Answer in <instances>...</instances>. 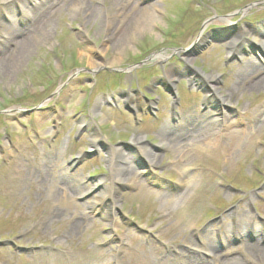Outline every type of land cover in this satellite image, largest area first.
Listing matches in <instances>:
<instances>
[{
  "label": "rangeland",
  "instance_id": "374dc122",
  "mask_svg": "<svg viewBox=\"0 0 264 264\" xmlns=\"http://www.w3.org/2000/svg\"><path fill=\"white\" fill-rule=\"evenodd\" d=\"M36 22L0 68V264H247L246 244L264 264V49L249 34L264 0H0V42ZM117 150L129 167L109 163ZM185 170L195 186L163 209ZM89 189L107 194L97 212ZM251 217L259 235L228 230Z\"/></svg>",
  "mask_w": 264,
  "mask_h": 264
},
{
  "label": "bare ground",
  "instance_id": "6f19581e",
  "mask_svg": "<svg viewBox=\"0 0 264 264\" xmlns=\"http://www.w3.org/2000/svg\"><path fill=\"white\" fill-rule=\"evenodd\" d=\"M41 6L42 5H39V4L37 5V7L35 9L36 12L41 10V8H42ZM153 9H157V6H154ZM142 12H147V10H145V11L135 10L133 16L131 17L130 23H128L126 27L123 26L122 28H118L116 30L113 29L111 31L112 35L113 34L115 35L116 32L118 31V36L124 38L127 34L128 28L130 26H136V27L141 26L140 20L138 19V15L141 14ZM32 17L34 19H36L39 16L36 17V16L32 15ZM40 27H42V25L39 22L32 24V26L29 28L30 29L29 35L22 38L21 41H19V42L14 41L15 37L19 34L18 31H15L13 34H11L7 38H5L4 42H0V52L2 54V56L0 58V68L5 69L4 72H7L6 69H8L13 63H15L16 61H18L20 59L23 52L28 48V46L30 44V38H29L30 34L35 33V31L40 30ZM263 30H264V28L262 26H258L255 29L250 30L249 34L252 36L254 43L260 45L264 49V32H263ZM242 45L243 44L241 43L240 37L238 35H236L235 37L232 38V41L230 42V51L237 53V52H239ZM102 63H103V61L101 60V58H98L96 60H92V59L89 60V64L92 65L93 67H99L102 65ZM168 76H169L168 79H170L169 74H168ZM208 78H209L208 82H210V84L213 86L214 81H216L215 77L210 76ZM263 83L264 82L260 81L256 86L262 85ZM212 89L217 94V96L219 97L222 106L228 105L229 99L227 97H224L223 95L219 94L218 90L216 88H212ZM222 121L227 122V120L224 118L222 119ZM195 123L196 122L194 121V124ZM218 123H219V120L208 121L205 119V120H203V122L201 124H210L211 126H213L214 124H218ZM178 126L181 127V125H178ZM178 126H173V128H177ZM184 128H185L186 132H190L189 129H187L186 127H184ZM171 130H173V129L171 128ZM207 136H209V135H207ZM169 139L170 138L164 137V135H163L162 140L164 142L169 143ZM142 140L143 139L141 137H135L133 139V142L138 145V144H141ZM145 157H146L150 167L155 166L153 156L148 151H146ZM109 163L112 164L113 166L124 165V167H126V166L129 167L128 164H130L128 156L119 150L114 151V153L109 157ZM118 181H122V182L124 181L126 183H130V182H132V179L130 177L126 176V179H123V180L118 179ZM196 182H197L196 175L192 174L188 170H185L183 173H181V178H180L181 186L185 190L184 195L182 197H177L176 199L169 198L168 196L163 195L161 198L162 199L161 200L162 201L161 207L163 209H171V208L176 207L179 204H182L187 193L189 192V190H191V188L193 186H195ZM99 193L97 192L96 189H89L86 191V197L88 198V204H89L88 206L91 210H93L95 212L99 211L100 207L103 205V203L105 201L104 198L107 195L106 193H100V194ZM113 206L117 207L118 204L114 203ZM233 215H234V217H242L244 215V212H241V211L234 212ZM236 223H237L236 227H235V225L232 227H228V230L230 232L233 233L235 231V234L241 235V233L243 231V227L245 226V229L249 228L250 231L255 233V235H259L260 226L254 223V217H251L250 222H248V223H245L243 221H237ZM113 224H114V226H116L117 220H115V222H114V219H113ZM76 228H77V226H76ZM73 229H74V226H73ZM224 240H225L226 244L230 243V239L228 237ZM240 250L242 252V254H241V252H240V254L244 258H246L247 264L251 263L252 260H256L255 258L251 257L248 250L252 251L251 252L252 255L254 254V255L258 256V254H260V252H257L258 248L256 246H253L250 244L244 245V247L241 248ZM206 252L209 255L213 254L212 249H210L209 247L206 248ZM213 256H214V259L216 260V262H218L219 256L216 254ZM218 263H220V264H244L243 262H240L238 258H232L230 260H227V262H225V263H221V261H219ZM187 264H193V263L188 262Z\"/></svg>",
  "mask_w": 264,
  "mask_h": 264
},
{
  "label": "water",
  "instance_id": "95a60500",
  "mask_svg": "<svg viewBox=\"0 0 264 264\" xmlns=\"http://www.w3.org/2000/svg\"><path fill=\"white\" fill-rule=\"evenodd\" d=\"M170 94H173L172 92H170Z\"/></svg>",
  "mask_w": 264,
  "mask_h": 264
}]
</instances>
